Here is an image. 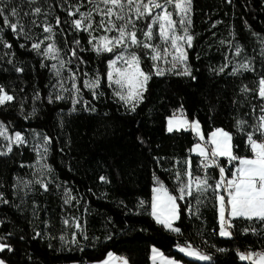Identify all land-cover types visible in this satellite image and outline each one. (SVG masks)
<instances>
[{
    "label": "trees",
    "instance_id": "obj_1",
    "mask_svg": "<svg viewBox=\"0 0 264 264\" xmlns=\"http://www.w3.org/2000/svg\"><path fill=\"white\" fill-rule=\"evenodd\" d=\"M97 5L100 0L0 4L18 25L13 32L0 16V86L14 97L0 105V122L11 133L27 137L29 131H40L48 137L44 162L51 176L39 178L35 166L40 157L29 141L13 142L12 151L0 155V243L10 246L0 251V260L95 263L112 253L128 264H151L154 248L182 264H252L239 254L264 251V222L232 218L231 236L219 234L217 192L222 189L213 191L220 178L215 168L206 173L212 188L201 195L193 187L191 197L176 200L173 226L179 232L158 223L151 206L157 184L179 197L186 170L198 175L201 158L191 153L197 138L190 130L167 131L173 112L184 111L189 120H197L206 138L223 129L232 137L234 155L252 156L246 134L254 132L264 115L258 92L264 77V0H191L188 31L193 40L186 62L191 75H155L150 49L134 46L142 70L151 77L135 111L117 99L107 78L109 62L122 49L94 48L101 37L118 36L100 26L102 19L107 26L109 17ZM89 12L91 21L84 19L77 29L73 22ZM110 19L117 26L123 23L114 15ZM149 20L135 21L138 39H144ZM34 43L41 44L39 52ZM49 44L54 59L44 54ZM97 79L98 84L85 87ZM253 138L264 139L259 132ZM218 159L221 165L229 161ZM238 166V160L230 162L227 179ZM189 245L211 259L201 261L179 250Z\"/></svg>",
    "mask_w": 264,
    "mask_h": 264
},
{
    "label": "snow or ice",
    "instance_id": "obj_2",
    "mask_svg": "<svg viewBox=\"0 0 264 264\" xmlns=\"http://www.w3.org/2000/svg\"><path fill=\"white\" fill-rule=\"evenodd\" d=\"M91 3L92 0H89ZM104 5V9H100L97 5V10L101 11L104 16L109 17L107 26L102 19L100 21V26L105 28V31H116L118 36L109 38L104 36L100 38V44L94 45V48L97 51L112 52L114 48L119 47L123 51L116 57L115 60H112L109 64L111 71L107 73V78L110 82V87L112 84L117 86L115 94L119 97L120 100L125 101L128 104L132 105L131 110L135 111L136 103L142 99L143 91L146 90L147 81L151 78L149 74L143 72L140 68V57L135 53H129L125 56V52L128 48L132 46L142 47L144 49L151 50V59L156 61H163L164 63H170L173 70L176 67L177 63L185 64L187 60V54L184 49V44L188 47H191L193 36L189 34L188 25L191 23L189 18V12L191 10V0H100ZM4 0H0V4H3ZM169 7L173 11H169ZM158 10V11H157ZM35 13H40V9L36 8ZM78 11V9H77ZM179 15V21L173 19V13ZM155 13V14H154ZM17 14L16 9L11 10V15L15 16ZM133 14L135 19H133ZM115 16L116 20L122 21L119 26L110 19V17ZM0 16L3 17L4 23L13 31L16 32L18 25L16 23H11L8 19V16L4 15V8L0 7ZM92 15L89 13H81V18L75 20L74 26L79 29L82 26V21L88 19L91 21ZM150 18L149 23L146 25V30L143 32L144 39L140 40L136 34V20ZM59 23V21H57ZM131 25V30L129 26ZM154 26L158 27V35L161 41L164 44L163 49L160 45L151 43L154 39ZM21 30H22V26ZM92 27L91 22L86 25V28L90 29ZM178 29H182L183 34L178 35ZM46 32H51L50 27H45ZM95 39V37H93ZM183 42V44L178 42ZM89 43H92L90 40ZM11 47V45H7ZM41 47L40 43H34L32 45L33 49H36L39 52ZM171 48L173 51L169 53L168 48ZM55 49L52 44H49L46 48L45 55L55 58L52 54ZM75 51L72 55L75 56ZM236 55L240 54V50H236ZM264 54V50H262ZM171 56V60L168 59V56ZM117 61H122L126 67L121 69L116 67ZM63 63V62H62ZM156 68L155 75H163L164 69L159 68L157 64L154 63ZM240 67L249 70V66L246 64L240 65ZM53 69H56V75H60V70L55 64L52 65ZM22 71V69H18ZM223 71V68H221ZM115 73V79L113 78ZM184 75H191L190 70L187 68L186 64L183 70ZM99 80L97 79L94 82H86L85 87H93L98 84ZM244 91H247L245 86ZM259 96L264 98V77L259 80ZM63 97H57V99H62ZM13 96L9 95L2 86H0V105L4 104L7 101H12ZM264 112V108L261 109ZM260 122L254 129V132H259L261 137H264V115H261L259 118ZM243 121L238 122V127L243 128ZM168 131H173L171 126V121H169ZM198 127V124H197ZM222 133L225 140L223 144L218 142L215 139L216 132L212 133L213 148L209 151L208 149L201 147L197 144L195 149L198 151V154L208 160L209 155L211 157L224 156L227 157L229 162L239 161V166L236 168L235 173L232 174L230 179L225 177V169L220 167L219 173L220 178L215 183L214 192L217 190H223L226 193L225 195L218 194L217 199L219 201V218H220V235L221 236H231V231L229 230L232 227L231 219L232 218H244L248 220H258L264 222V139H254V132H248L247 142L250 146L252 152V157H237L233 154L230 141L231 136L223 130H217ZM6 129L3 124H0V136H4L5 139L11 140L12 138L7 136ZM203 139V137H201ZM15 142L17 144L24 143V138L21 133H15ZM11 147H8V152H11ZM46 151V149H45ZM6 153H0V155ZM215 163V161H213ZM208 165L205 164V167ZM185 175L188 177L187 181L184 182L183 186L179 187V197L171 195L168 193L167 189L164 190V195L167 200L165 205L166 210L173 218H177L178 205L176 200H184L185 196L191 197L193 195V187H195V192L197 194H203L207 192L212 185L208 183V177L196 175L193 176V173L190 168L185 172ZM101 180H106L105 177H101ZM45 190H47V184H42ZM160 188H163V185H160ZM160 189H154V191H159ZM153 212L152 215L156 216L159 223L165 224L166 221L161 220L157 215V204L154 202L152 205ZM227 212V218H226ZM68 223V221H65ZM171 228V224H166ZM171 230L179 232V228H172ZM255 232V229H252ZM75 242V241H73ZM6 248L10 250V246L7 244L0 243V251H4ZM156 251L155 249L153 250ZM180 251L185 252L187 255L196 256L201 260L211 259L209 256L200 253L198 250L191 248V246L181 247ZM111 253L109 256L111 257ZM240 259L252 261V264H264V253L260 252H248L240 253ZM0 264H5L3 260H0ZM107 264V262H105ZM124 264H127V260L124 261ZM168 264H178L175 261H169Z\"/></svg>",
    "mask_w": 264,
    "mask_h": 264
},
{
    "label": "rangeland",
    "instance_id": "obj_3",
    "mask_svg": "<svg viewBox=\"0 0 264 264\" xmlns=\"http://www.w3.org/2000/svg\"><path fill=\"white\" fill-rule=\"evenodd\" d=\"M99 8L100 9H104V5L103 4L100 5ZM190 14H191V10H190V12L188 14L189 15V18H190ZM102 15H103V13H102ZM179 18H180L179 15L174 12L173 13V19L179 21ZM153 30H154V39L151 41V43L156 44V45H160L161 48L163 49V47H164L163 42L161 41V39L159 38L158 35H155L156 33H158V27H155L154 26V29ZM177 34L178 35H182L183 34L182 29H178V33ZM178 43L183 44L182 41L181 42H178ZM183 46H184V49H185L186 54H187V49L189 47L186 44H184ZM133 47L134 46H132V47H130V48L127 49V51L124 53L125 56H127L129 53L134 52L132 50ZM168 51H169V53H171L173 50L169 47L168 48ZM117 56H115L112 60H115ZM168 59L171 60V56L170 55L168 56ZM110 62H109V64H110ZM186 62H187V60H186ZM186 62H185V64L187 66V63ZM154 63L157 64L159 68L164 69V73L171 72V71H178L180 73H183V70H184V67H185V64L177 63L175 69L169 70V69L172 68V66H171L170 63H164L162 60L161 61H156ZM116 67H119V68L123 69V68L126 67V65L122 61H117ZM140 68H141V65H140ZM154 69L156 71V68L155 67H154ZM109 71H111L110 68H109ZM113 78L115 79V73H114ZM112 85L114 87V93H115L117 86L115 84H112ZM115 96L117 97V99H119V97L116 94H115ZM120 101H122V100H120ZM122 102H124L129 108H132V105L131 104H128L125 101H122ZM138 103H136V105ZM178 120L179 119L177 117H171L169 119V121H171V126L172 127H178V125H179V121ZM0 124H3V123L0 122ZM4 127L6 129V133L5 134L7 136L11 137L12 139L11 140H8V139H5L4 136H0V153H3L5 151H8V147H11V144L13 142H15V133H11L6 128L5 125H4ZM21 135H22V133H21ZM27 139L29 141V145L32 146V148L39 154V157H40V160L37 162V164L35 166L36 167V169H35L36 173L39 175V178L46 177V179H50L51 180V176L49 175V170H47L45 168V162H44L45 161V157H46V153H47V149L49 147V139H48V137L44 133H42L40 131H29V132H27ZM45 149H46V151H45ZM194 151L196 153H198V151H196V150H194ZM222 157H224V156H222ZM153 189H160L159 191H154L153 198H152V205H153L154 202L157 204V209H156L157 215L160 217L161 220L166 221L165 224H162V223H160V224L164 225V227H166L167 229H170L171 230L172 228H174V226L172 225V216L169 214V212L166 210V207H165V205L167 204V200H166V197L164 195V190L163 189H166V188L164 187V185H163V188H160V185L157 184L156 186H154ZM151 212H153L152 206H151ZM153 217L157 221L156 216H153ZM166 224H171V228H169L168 226H166ZM155 250L159 251L158 249H155ZM153 264H154V262H153ZM178 264H182V263L178 262Z\"/></svg>",
    "mask_w": 264,
    "mask_h": 264
},
{
    "label": "crops",
    "instance_id": "obj_4",
    "mask_svg": "<svg viewBox=\"0 0 264 264\" xmlns=\"http://www.w3.org/2000/svg\"><path fill=\"white\" fill-rule=\"evenodd\" d=\"M173 117V116H171ZM169 117L167 119V124H166V128H167V131H168V128H169V119L171 118ZM179 120V125L178 127H172L173 128V131L175 130H190L197 138V144L201 145V141L203 140H207L209 142H211L213 140V136H212V133L213 132H216V136H215V139L220 142L221 144H223L224 140H225V137H223L222 133L218 132L217 130H221L220 128L219 129H215L213 132L210 133V135L206 138L203 136L202 134V131H201V126H200V123L197 121V120H189L188 118H182V117H177ZM197 124H198V127H197ZM223 130V129H222ZM172 132V131H171ZM223 132H226L223 130ZM228 133V132H227ZM231 136V135H230ZM201 137H203V139H201ZM230 143V147H231V150H232V137H231V141L229 142ZM195 144L192 149H191V153L193 155H197L199 156L200 158H203L201 157L198 153H196L194 151V148L195 146L197 145ZM213 145V144H212ZM202 147V146H201ZM214 147V146H213ZM253 155V154H252ZM217 157H222V156H217ZM252 157V156H251ZM251 157H248V158H251ZM230 179V178H229ZM153 194H154V189H153ZM177 204V203H176ZM218 213H219V201H218ZM177 214H178V210H177ZM178 218V216H177ZM177 218H173L172 217V225L173 223L177 220ZM226 218H227V212H226ZM220 219V218H219ZM175 228V227H174ZM186 248V247H185ZM154 248L152 249V252H151V264H158V263H163V264H168L169 261H175V262H178L176 260H173V259H170V258H167L165 257L160 251H153ZM180 250V248H179ZM182 252V251H181ZM184 253L185 255H187L185 252H182ZM260 253H264V251H260ZM112 254V253H111ZM191 258H194V259H198L196 256H190V255H187ZM126 260V258L124 256H118V255H115V254H112L111 257L109 256V254L107 255V257L101 261V262H95V263H88V264H105V262H107V264H124V261ZM198 260H201V259H198ZM201 261H205V260H201ZM73 264H81V263H73ZM128 264V263H127Z\"/></svg>",
    "mask_w": 264,
    "mask_h": 264
},
{
    "label": "built area",
    "instance_id": "obj_5",
    "mask_svg": "<svg viewBox=\"0 0 264 264\" xmlns=\"http://www.w3.org/2000/svg\"><path fill=\"white\" fill-rule=\"evenodd\" d=\"M172 116L173 117L187 118V115H186V113L184 111L173 112ZM22 136H23L24 141H25L24 143L27 144L28 140H27L26 135L22 134ZM201 146L206 148V149H208L209 151L213 148L212 143L207 141V140L201 141ZM213 161H215V163H213ZM205 164H207L208 166L205 167ZM209 167L215 168L218 172H219L220 167H223L225 169V171H226V169H228L230 167V162L227 161L224 165H221L219 163L218 157L217 156L216 157H211V155H209V158L206 161L204 160V158H201L200 166L198 168V175H200V176L206 175L207 170H208ZM221 194L226 196V193L223 190H222ZM143 203H144V201L142 200L141 204H143ZM248 252H250V251H246V252H243V253L247 254ZM246 261L252 263V261H249V260H246ZM81 264H88V263L85 262V263H81ZM158 264H163V263H158Z\"/></svg>",
    "mask_w": 264,
    "mask_h": 264
}]
</instances>
